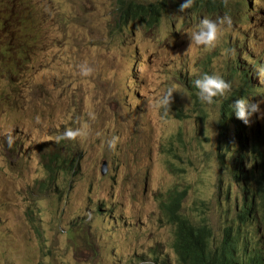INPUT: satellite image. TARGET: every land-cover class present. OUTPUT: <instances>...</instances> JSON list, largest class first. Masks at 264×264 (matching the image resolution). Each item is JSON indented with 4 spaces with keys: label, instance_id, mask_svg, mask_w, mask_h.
Here are the masks:
<instances>
[{
    "label": "rangeland",
    "instance_id": "rangeland-1",
    "mask_svg": "<svg viewBox=\"0 0 264 264\" xmlns=\"http://www.w3.org/2000/svg\"><path fill=\"white\" fill-rule=\"evenodd\" d=\"M77 10L86 17L89 5L81 0ZM67 18L68 23L43 25L45 42L55 43L50 45L56 49L35 80L20 82L10 72L0 76V264L163 260L166 253L173 254L174 234L161 218L160 198L175 180L188 189L185 209L207 217L220 234L222 213L235 205L203 180L218 164L207 155L216 140V103H208L201 118L196 114L193 91L181 90L171 79L166 44L140 60L127 58L117 45L97 44L109 24V17L98 14L91 30L82 27L84 42L77 48L74 34L63 32L73 23L72 14ZM250 21L247 47L262 63L264 22L256 14ZM238 26L219 30L229 42L210 60L214 81L228 56L238 58L245 69L260 71L254 58L237 47ZM251 103L264 119V94L257 91ZM180 130L188 148L173 141ZM48 137L78 141L84 149L73 153L76 172L57 174L60 190L39 184L47 177L39 155ZM20 140L22 155L17 157L14 147Z\"/></svg>",
    "mask_w": 264,
    "mask_h": 264
},
{
    "label": "clouds",
    "instance_id": "clouds-1",
    "mask_svg": "<svg viewBox=\"0 0 264 264\" xmlns=\"http://www.w3.org/2000/svg\"><path fill=\"white\" fill-rule=\"evenodd\" d=\"M82 3L89 5L86 17L77 10L81 0H0V76L10 72L19 75L20 82H27L35 80L40 70L47 67L46 62L56 48L50 45L55 43L45 42L43 25L46 22L62 20L68 23L67 15L72 14V25L65 27L63 32L74 34L73 41L80 48L84 42L82 27L91 30L94 16L101 14L109 17V24L97 38L98 45H117L127 58L140 60L153 53L152 48L166 44L165 62L171 79L181 90L193 91L198 101L196 114L201 118L206 114V105L216 103V140L211 142V151L207 155H214L218 164L212 165L209 175L203 177L204 181L220 190L219 186L229 180L227 170L221 168L222 153L228 148H237L236 128L255 137L258 148L264 152V119L256 116L251 103L257 91L264 94V75L260 72H264V62L261 63L258 56L254 58L247 47L251 32L245 27L253 23L250 18L255 14L263 24L264 0H82ZM82 19L83 24L77 22ZM227 25L232 28L229 32L239 25L237 32L234 31L237 47L254 58L260 71L250 67L245 69L238 58L228 56L222 65L223 74L215 73L214 81L210 60L228 46L229 40L219 35L220 28ZM81 52L82 48L76 54L80 56ZM111 64H115V59ZM0 97L4 98L3 93ZM226 104H230L232 110L224 113ZM222 126H230L226 135L219 132ZM172 138L188 148L184 131H178ZM83 150L78 148V141L68 144L63 138L57 141L48 137L39 155L40 162L43 164V156L51 152L59 153L58 158L65 157L69 161L73 153ZM14 151L17 157L22 155L21 140ZM106 168L104 161L102 171ZM174 184L179 189H187L177 180Z\"/></svg>",
    "mask_w": 264,
    "mask_h": 264
},
{
    "label": "trees",
    "instance_id": "trees-1",
    "mask_svg": "<svg viewBox=\"0 0 264 264\" xmlns=\"http://www.w3.org/2000/svg\"><path fill=\"white\" fill-rule=\"evenodd\" d=\"M230 104L223 106V112H230ZM231 120H234L231 117ZM224 135L230 126H222ZM238 146L222 153V169L230 178L220 190H224L235 209L224 211L220 218V234L216 233L212 221L205 216H194L184 207L187 189L176 184L161 194V218L173 228L170 242L173 254L166 253L153 260L165 264H264V152L258 148V141L248 132L236 128ZM51 152L43 156L47 177L40 183L44 189L55 186L59 172H76L77 161H69ZM115 175L113 179L115 180ZM190 187V185L188 184ZM237 192L234 193L233 190ZM160 218V219H161ZM153 252L158 253L157 250ZM147 259V258H144ZM143 259V260H144Z\"/></svg>",
    "mask_w": 264,
    "mask_h": 264
}]
</instances>
